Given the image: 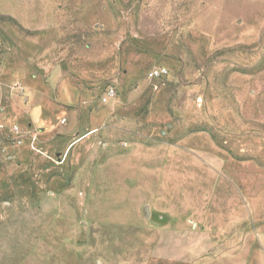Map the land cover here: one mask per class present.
I'll return each instance as SVG.
<instances>
[{
    "label": "rangeland",
    "instance_id": "1",
    "mask_svg": "<svg viewBox=\"0 0 264 264\" xmlns=\"http://www.w3.org/2000/svg\"><path fill=\"white\" fill-rule=\"evenodd\" d=\"M55 68L73 148L23 115ZM5 115L43 153L5 142L0 264H264V0H0Z\"/></svg>",
    "mask_w": 264,
    "mask_h": 264
},
{
    "label": "crops",
    "instance_id": "2",
    "mask_svg": "<svg viewBox=\"0 0 264 264\" xmlns=\"http://www.w3.org/2000/svg\"><path fill=\"white\" fill-rule=\"evenodd\" d=\"M47 76V82L43 76V82L39 81L37 86L27 89L29 102L25 105L26 113L23 115L29 121L31 129L37 128L42 133L51 134L53 141L64 143L69 139V147L73 148L78 143L76 135L83 132L86 133L83 138H86L92 134L95 127V105H87L83 91L71 80L64 79L60 68L51 70ZM16 119L13 115L0 117V120L7 124L16 123ZM61 119H66L65 123H61ZM22 146L9 148L14 150Z\"/></svg>",
    "mask_w": 264,
    "mask_h": 264
},
{
    "label": "built area",
    "instance_id": "3",
    "mask_svg": "<svg viewBox=\"0 0 264 264\" xmlns=\"http://www.w3.org/2000/svg\"><path fill=\"white\" fill-rule=\"evenodd\" d=\"M167 72L165 67L159 68L156 73L157 77L164 75ZM116 96V90L113 87H108L102 97L103 102H109ZM66 119H62L61 123H65ZM28 140L30 149L34 152L43 153L40 148V136L38 132H25L18 123L7 124L0 120V159L5 157V142L12 146H20Z\"/></svg>",
    "mask_w": 264,
    "mask_h": 264
}]
</instances>
